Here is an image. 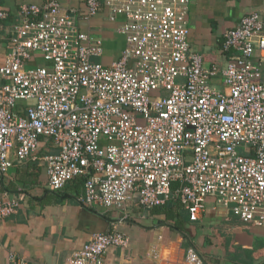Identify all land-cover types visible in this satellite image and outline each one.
Here are the masks:
<instances>
[{
  "label": "built area",
  "instance_id": "built-area-1",
  "mask_svg": "<svg viewBox=\"0 0 264 264\" xmlns=\"http://www.w3.org/2000/svg\"><path fill=\"white\" fill-rule=\"evenodd\" d=\"M85 2L84 11L60 0L19 8L0 64V183L48 137L58 148L43 157L49 185L61 190L84 177L80 201L88 206L129 218L130 205L148 212L173 199L197 220L213 196L244 224L264 226L261 14L225 32L228 62L220 68L191 48L192 0ZM103 9L109 21L121 20L126 42L108 65L97 60L103 39L90 26ZM8 17L0 8V29ZM19 206L0 198V220ZM129 242L117 229L96 233L66 264H106L112 246ZM183 264L209 263L192 245Z\"/></svg>",
  "mask_w": 264,
  "mask_h": 264
},
{
  "label": "crops",
  "instance_id": "crops-1",
  "mask_svg": "<svg viewBox=\"0 0 264 264\" xmlns=\"http://www.w3.org/2000/svg\"><path fill=\"white\" fill-rule=\"evenodd\" d=\"M60 1L66 9L84 11L86 7L85 0ZM45 2L0 0V8L9 11L0 29V64L8 51L11 32L20 21L19 8ZM252 12H259L264 19V0H192L189 42L205 66L226 67L224 34ZM108 17V11L103 9L92 19L91 30L95 37L103 39L105 49L114 47L120 54L126 45L124 36L117 31L121 20L114 23ZM255 58H260L258 50ZM221 80L220 76L213 78L217 85ZM57 151L52 138L42 137L40 149L28 159L16 160L0 183L1 199L20 202L16 213L0 220V264H15L19 258L27 264H66L71 253L81 250L94 234L113 229L128 235L130 242L127 246H112L106 264H183L186 249L192 245L209 264H264V226L244 224L215 197L207 198L199 219L184 220L182 228H174L162 213L144 212L135 205L129 206L128 214L139 223L126 222L121 220L124 213L119 209L82 203L81 177L61 190L49 185L43 157ZM183 208L179 207V211L189 217Z\"/></svg>",
  "mask_w": 264,
  "mask_h": 264
},
{
  "label": "trees",
  "instance_id": "trees-1",
  "mask_svg": "<svg viewBox=\"0 0 264 264\" xmlns=\"http://www.w3.org/2000/svg\"><path fill=\"white\" fill-rule=\"evenodd\" d=\"M103 46H104V42H103ZM106 46V45H105ZM104 46V49H105ZM114 50V51H112ZM112 50H108L105 49V55L103 58H98L97 60L99 62H102L104 65H108L110 63H112L114 60H117L120 58V54H119V49L117 50L116 48H112ZM108 59V60H106ZM85 178L81 177V181L80 183L84 182ZM178 185L177 182L173 183V188H176ZM179 207L181 208V204L178 201L175 200H170L168 201L165 205L156 207L152 210L153 213H162L165 215V219L167 222H169L174 228H182L183 226V222L186 219H190V216L187 217L184 213H182L181 211H179ZM184 209V208H183Z\"/></svg>",
  "mask_w": 264,
  "mask_h": 264
},
{
  "label": "water",
  "instance_id": "water-1",
  "mask_svg": "<svg viewBox=\"0 0 264 264\" xmlns=\"http://www.w3.org/2000/svg\"><path fill=\"white\" fill-rule=\"evenodd\" d=\"M121 220H123V221H126V222H130V223H139L138 221H136V220H132V219H130V218H125V217H123ZM194 246V245H193Z\"/></svg>",
  "mask_w": 264,
  "mask_h": 264
},
{
  "label": "rangeland",
  "instance_id": "rangeland-1",
  "mask_svg": "<svg viewBox=\"0 0 264 264\" xmlns=\"http://www.w3.org/2000/svg\"><path fill=\"white\" fill-rule=\"evenodd\" d=\"M40 62H41V63H45V60L41 57V58H40Z\"/></svg>",
  "mask_w": 264,
  "mask_h": 264
}]
</instances>
